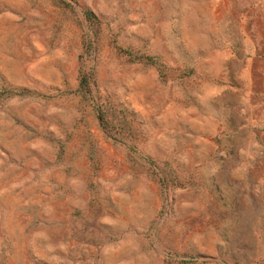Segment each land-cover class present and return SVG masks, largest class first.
<instances>
[{
  "label": "rangeland",
  "instance_id": "374dc122",
  "mask_svg": "<svg viewBox=\"0 0 264 264\" xmlns=\"http://www.w3.org/2000/svg\"><path fill=\"white\" fill-rule=\"evenodd\" d=\"M0 264H264V0H0Z\"/></svg>",
  "mask_w": 264,
  "mask_h": 264
},
{
  "label": "trees",
  "instance_id": "16d2710c",
  "mask_svg": "<svg viewBox=\"0 0 264 264\" xmlns=\"http://www.w3.org/2000/svg\"><path fill=\"white\" fill-rule=\"evenodd\" d=\"M86 16H87V18H88L89 20L93 19V16H92L91 13H88V12H87ZM81 86H83V87H85V89H87V87H88V80H87L86 77H84L83 80H81ZM99 118H100L101 121L103 120V117H102V115H100V114H99Z\"/></svg>",
  "mask_w": 264,
  "mask_h": 264
}]
</instances>
